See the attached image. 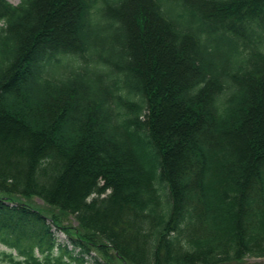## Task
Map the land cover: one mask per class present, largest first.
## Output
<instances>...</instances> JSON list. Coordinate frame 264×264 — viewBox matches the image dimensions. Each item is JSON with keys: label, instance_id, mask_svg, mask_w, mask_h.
Instances as JSON below:
<instances>
[{"label": "trees", "instance_id": "1", "mask_svg": "<svg viewBox=\"0 0 264 264\" xmlns=\"http://www.w3.org/2000/svg\"><path fill=\"white\" fill-rule=\"evenodd\" d=\"M0 20L1 244L264 258V0H0Z\"/></svg>", "mask_w": 264, "mask_h": 264}, {"label": "rangeland", "instance_id": "2", "mask_svg": "<svg viewBox=\"0 0 264 264\" xmlns=\"http://www.w3.org/2000/svg\"><path fill=\"white\" fill-rule=\"evenodd\" d=\"M11 3L17 5L20 3V0H9ZM3 25V22L0 20V27ZM29 203L32 206H36L41 208L42 210H45L46 212V216L47 218H51L53 214H59V212L51 207H49L48 205H46L44 203V201L42 199H40L39 197H32L29 198ZM62 223L65 226H70L73 230L77 227V222L75 220V218L72 215H63L62 216ZM52 232L54 233V235L57 237V240L60 243H69L68 244V249H73V245L70 243V238L69 236L63 232L58 230L56 227H54L52 229ZM64 247L60 249V247H57L54 251L53 256H61L63 255L62 259L65 262L68 263H73L76 264L77 261H73L69 255L64 254ZM12 252V256L14 257V259H12L8 254ZM73 253L77 256L80 255V248H76ZM107 253L108 256H110L109 260L112 261V264H123L122 261L120 259H118L117 257L114 256V251L107 247ZM37 256L41 258V261L43 264H47L45 259H44V255L40 252H37ZM95 257H98L101 261H104V259H102L101 255H98L95 251H92L90 254H87L85 256V258L88 260V264H94L95 261ZM21 260L23 263L22 264H28L25 261V257H22L21 255H19V253L15 250V249H10L7 246L3 245L0 243V264H18L17 261ZM53 262L56 264V260H53ZM66 264V263H64ZM237 264H264V258H254V257H247L246 259L238 262Z\"/></svg>", "mask_w": 264, "mask_h": 264}]
</instances>
